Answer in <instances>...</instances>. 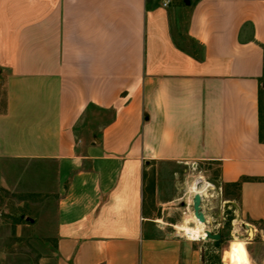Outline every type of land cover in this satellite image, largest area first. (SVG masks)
<instances>
[{
    "label": "crops",
    "instance_id": "0c3cea01",
    "mask_svg": "<svg viewBox=\"0 0 264 264\" xmlns=\"http://www.w3.org/2000/svg\"><path fill=\"white\" fill-rule=\"evenodd\" d=\"M0 160L52 167L55 264H189L184 165L264 225V0H0Z\"/></svg>",
    "mask_w": 264,
    "mask_h": 264
},
{
    "label": "rangeland",
    "instance_id": "374dc122",
    "mask_svg": "<svg viewBox=\"0 0 264 264\" xmlns=\"http://www.w3.org/2000/svg\"><path fill=\"white\" fill-rule=\"evenodd\" d=\"M198 175L192 165H184L172 183L181 196L190 199L193 193L189 187ZM53 181L52 167L46 163L0 160V264H55ZM230 193L233 197L237 195L235 188ZM223 197V190L221 199L213 187L205 197L204 206L205 228L222 235L220 244L211 239L192 240L174 229L192 243L193 251H198L197 257H188L189 264H264V225L244 218L235 206L224 209ZM186 199L176 205L179 210L170 216L180 220L193 211L192 205L185 203ZM22 215L24 218L19 221ZM246 224L253 226L254 235L248 233Z\"/></svg>",
    "mask_w": 264,
    "mask_h": 264
},
{
    "label": "water",
    "instance_id": "95a60500",
    "mask_svg": "<svg viewBox=\"0 0 264 264\" xmlns=\"http://www.w3.org/2000/svg\"><path fill=\"white\" fill-rule=\"evenodd\" d=\"M188 3V1H187ZM210 185L214 186L215 190L218 192V194L222 195L221 192V185L220 182L214 178H204ZM203 179L202 178H196L194 180V183L197 184V186H201ZM192 205H193V212H194V216L195 218L200 221L203 224L207 223V218L206 215L204 214V212L202 211V194L200 193H195L193 196V200H192ZM219 205L221 207L222 205V201L220 200ZM232 205H236L235 202L232 201H226L224 202V209L229 208ZM22 218H24V216H21ZM33 220H31L32 222ZM214 240L217 244H220L223 239H222V235L219 233H212L209 229L206 230V240Z\"/></svg>",
    "mask_w": 264,
    "mask_h": 264
},
{
    "label": "bare ground",
    "instance_id": "6f19581e",
    "mask_svg": "<svg viewBox=\"0 0 264 264\" xmlns=\"http://www.w3.org/2000/svg\"><path fill=\"white\" fill-rule=\"evenodd\" d=\"M197 178H202V184L201 186H197L196 183H192V191L195 193H200L202 194V192L208 187H214L212 185H210L202 176H198ZM215 189V188H214ZM193 200V199H192ZM194 213V212H193ZM190 221H192L193 224H190ZM206 224L201 223L200 221H198L194 214L192 219H186L185 223L181 224L180 226H178V229L181 230L183 232L184 235H186L188 238L192 239V240H199V239H206V228H205ZM246 228L248 233L254 235V228L252 225L250 224H246ZM251 236V235H250Z\"/></svg>",
    "mask_w": 264,
    "mask_h": 264
},
{
    "label": "trees",
    "instance_id": "16d2710c",
    "mask_svg": "<svg viewBox=\"0 0 264 264\" xmlns=\"http://www.w3.org/2000/svg\"><path fill=\"white\" fill-rule=\"evenodd\" d=\"M243 179H245V178H243ZM232 185H233V188H235V190H236V194L238 195L239 194V191H240V187H241V181H238L236 183H233ZM22 219H23L22 217H19L18 218L19 221H22Z\"/></svg>",
    "mask_w": 264,
    "mask_h": 264
}]
</instances>
